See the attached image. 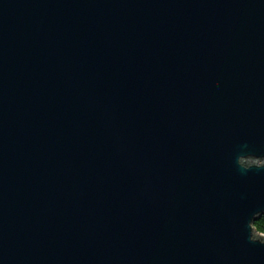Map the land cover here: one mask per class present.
I'll return each instance as SVG.
<instances>
[{"label":"water","instance_id":"obj_1","mask_svg":"<svg viewBox=\"0 0 264 264\" xmlns=\"http://www.w3.org/2000/svg\"><path fill=\"white\" fill-rule=\"evenodd\" d=\"M264 0H0V264H264Z\"/></svg>","mask_w":264,"mask_h":264},{"label":"trees","instance_id":"obj_2","mask_svg":"<svg viewBox=\"0 0 264 264\" xmlns=\"http://www.w3.org/2000/svg\"><path fill=\"white\" fill-rule=\"evenodd\" d=\"M254 228L257 232L264 235V215H261L254 223Z\"/></svg>","mask_w":264,"mask_h":264}]
</instances>
